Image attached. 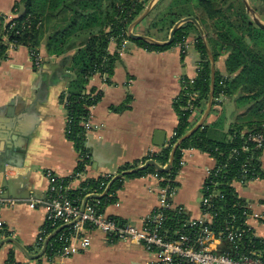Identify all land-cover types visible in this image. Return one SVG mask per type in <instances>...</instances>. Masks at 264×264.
<instances>
[{
	"label": "crops",
	"instance_id": "0c3cea01",
	"mask_svg": "<svg viewBox=\"0 0 264 264\" xmlns=\"http://www.w3.org/2000/svg\"><path fill=\"white\" fill-rule=\"evenodd\" d=\"M264 22L259 0H247ZM14 0H0V14H10ZM147 20H141L133 32L142 34ZM152 38L165 41L163 33ZM189 46L174 45L161 50H149L129 41L119 55L110 80L99 74L88 81V87L101 91V98L90 108V121L96 127L85 134L88 162L78 177L70 180L68 188L78 187L81 180L100 175L119 174L126 163L140 161L158 151L177 125L173 102L182 88V79L197 76L200 56L190 38ZM116 49L111 42L108 50ZM42 63L35 67L29 50L11 48L8 57L0 61V240L12 238L29 254H37L53 231L39 242L46 220L45 201L48 197L49 170L55 176H71L81 154L65 134L66 109L60 95L70 79L67 70L69 55L49 57L43 54ZM223 57L215 62L221 72ZM221 104L207 103L195 111L191 120L210 124L219 114L224 115L222 128L211 135L222 138L227 134L237 109L232 98H221ZM83 159V158H82ZM264 166V148L260 155ZM176 180L178 189L172 198L174 207L184 208L192 219L209 215L201 210V188L207 174L214 168L215 159L195 148L183 150ZM238 196L250 204L252 213L264 212V179L245 184L234 182ZM158 179L153 174L122 176L115 200L104 206V214L121 221L142 226L144 218L158 205ZM12 200V203L6 202ZM31 201L36 204L29 206ZM247 224L255 234L264 238V220L249 216ZM87 233V232H86ZM87 249L65 258L49 259L45 250L36 259H29L14 243L0 246V264H8L9 254L21 264H154L155 254L141 244L112 238L96 229L87 233Z\"/></svg>",
	"mask_w": 264,
	"mask_h": 264
},
{
	"label": "trees",
	"instance_id": "16d2710c",
	"mask_svg": "<svg viewBox=\"0 0 264 264\" xmlns=\"http://www.w3.org/2000/svg\"><path fill=\"white\" fill-rule=\"evenodd\" d=\"M259 1L262 6L260 14H264V0ZM149 2L14 0L10 14H0V61L8 57L9 47L20 46L39 55L43 47V54L49 57L69 55L67 70L71 76L60 100L66 109L65 134L73 141L83 159L71 176L62 178L64 187L78 177V173L84 172L88 162L82 122L102 94L100 90L88 87V81L96 74L106 75V81L110 80L123 40L149 50H161L176 44L183 47L185 42L193 38L200 60L197 76L192 81L186 77L182 79L181 91L173 102L178 118L173 134L158 151L151 152L140 161L124 164L119 168V173L149 158L161 166L166 165L173 146L194 126L191 116L208 101L210 61L203 38L192 22L181 24L175 31L174 40L166 45H156L128 36L129 25ZM254 10L257 11L256 8ZM185 17H194L201 25L214 61L224 56V71L215 69L212 107L220 105L221 98H232L238 112L222 138L211 135L213 129L222 128V113L212 123L201 124L196 128L176 148L169 170L160 172L148 167L126 176L156 174L159 186L178 184L176 177L183 150L195 148L210 154L215 159V167L201 188L202 198L209 199L206 204L200 202V205L202 212L209 213L211 219L199 223L184 208H169L162 210L165 219L158 233L165 240L178 239L184 235L190 242H194L201 229L206 227L214 237L220 239L217 252L238 258L251 250L264 248V240L254 237L253 229L246 224L249 212L247 202L238 196L233 185L234 182L245 184L253 179H264V166L260 161L264 144L261 148H255V143L247 138L248 132L258 130L264 123V28L254 24L243 0H158L143 18L147 20V27L141 32L150 37L155 33H163L166 40L172 26ZM111 42L116 45L112 53L108 50ZM121 178L113 180L101 198L89 199L87 205L95 204L99 212H104V206L115 200ZM111 180L110 175L86 178L80 181L78 187L63 191L67 198L80 204L87 192H103ZM160 211L156 208L154 212ZM55 227L46 222L39 242ZM237 228L244 229L242 235L228 240V232ZM68 229L62 228L50 238L45 250L49 259H53L57 248L64 244L58 238L59 234L65 231L69 235L71 231ZM92 229L90 224H85L87 233ZM8 264L21 263L15 262L10 253Z\"/></svg>",
	"mask_w": 264,
	"mask_h": 264
},
{
	"label": "built area",
	"instance_id": "2783aa9c",
	"mask_svg": "<svg viewBox=\"0 0 264 264\" xmlns=\"http://www.w3.org/2000/svg\"><path fill=\"white\" fill-rule=\"evenodd\" d=\"M127 44V40L122 41L119 55L126 50ZM187 46L188 41L183 44L184 48ZM29 55L33 65L39 67L42 60L41 56L33 51H30ZM101 76L103 80L106 81V75ZM189 80L192 81L193 79ZM90 117L91 115L89 112L88 117L82 122L84 134L96 127L90 121ZM247 138L255 143V148H261L264 144V123L261 124L258 130L248 132ZM182 165L183 162L181 159L180 168ZM213 169L207 174L206 179L211 175ZM45 174L49 179L48 197L44 202L46 209L45 223H50L52 227L57 225V228L63 226L59 230L68 227V230L71 231L69 235H66L65 231L59 234L58 238L61 242L63 241L64 244H61L57 248L55 256L65 258L87 249L90 245V237L85 231V224L88 223L93 229L107 234L112 238L141 244L146 250L155 254L154 264H264V248L251 250L247 254H241L238 258H232L217 252L220 239L214 237L211 231L206 227L201 229L200 234L196 237L194 242H190L184 235H180L178 239L165 240V238L158 233L159 226L165 219L162 210L174 208L172 205V198L177 192L178 184H167L166 186L158 185V205L156 208H159L161 211L155 213V208L144 218L142 226L137 227L130 222L119 221L116 218L106 216L104 212H99L97 208H95V204L87 205L89 199L83 211H81V203L78 204L77 201L75 202L65 195L63 189L67 190L68 185L65 187L63 186L62 177L55 176L49 170H47ZM81 174L82 173H78V176ZM153 175L159 180L156 174ZM101 193L102 192H87L85 196ZM208 199V197L202 198L201 196L200 202L206 204ZM3 201L4 200L0 199L1 203ZM6 202L12 203V200H6ZM35 204V201H31L29 206L33 207ZM246 208L249 210L247 218L249 216H254L264 220V212L252 213L249 203L246 204ZM204 214L209 215V220L211 219L212 216L209 213ZM197 220L199 223H203L204 220L207 219L201 217ZM247 226L249 225L247 224ZM1 228L2 222L0 221V229ZM57 228L55 230H57ZM55 230H53V232ZM41 231L44 232V229L42 228ZM51 232L52 231L48 232L46 235ZM243 232L244 229L237 228L235 231H229L227 238L230 241L234 240L235 238H239ZM252 234L256 238H261L255 234L254 230ZM261 239L264 240V238Z\"/></svg>",
	"mask_w": 264,
	"mask_h": 264
},
{
	"label": "water",
	"instance_id": "95a60500",
	"mask_svg": "<svg viewBox=\"0 0 264 264\" xmlns=\"http://www.w3.org/2000/svg\"><path fill=\"white\" fill-rule=\"evenodd\" d=\"M157 1L158 0H150V2L148 3V5L144 9V11L129 25V27H128V36L131 39H139V40H143V41H146V42H149V43H152V44H156V45H166V44H170L174 40L175 31L178 29V27L181 24H183L185 22H188V21L192 22L196 26L200 36L203 38L204 45H205V48H206V52H207V55H208V58H209V61H210V93H209V98H208V101H207V110H209L211 108V106H212V100H213L214 79H215V61H214L213 55L211 53V50H210L209 46L207 45V42H206V39H205V36H204V31H203L201 25L199 24V22L194 17H185V18H182V19L178 20L172 26V28L170 29L168 37H167V39L165 41H157V40H155L154 38H152V37H150L148 35L139 34V33L133 32L134 26H136L146 16V14L149 12V10L152 8V6ZM243 2H244V5H245V9L249 13V15L251 17V20L254 22V24L257 25L260 28H264V22L259 18V16L257 15L256 11L248 4L247 0H243ZM201 124H202V122L196 123L189 131H187L183 136H181V138L173 146V149H172L171 154H170L169 162L166 165L161 166L154 159L149 158V159L145 160L143 163L138 164L137 166H135V167H133V168H131V169L125 171V172H122V173H119V174L115 175L112 178V180L107 184L105 190L101 194H90V195L85 196L82 199L81 207H80L81 211H83V209L85 207V204H86L88 199L101 198L103 195H105L107 190H108V188H109V186H110V184L112 183V181L117 179V178H120V177H122V176H124L126 174H130V173H134V172H137V171H141V170L146 169L148 167H153L155 170L160 171V172H165V171L169 170L171 165H172V159H173L174 152H175L176 148L178 147V145L184 139H186ZM61 227H63V226L58 227L57 230H55L46 239V241L44 242V244L42 246V249L37 254H29L24 247H22L20 244H18V242H15L12 238L1 239L0 240V246L2 244L6 243V242H14L26 254V256L29 259H36V258L40 257L43 254L48 239L51 238Z\"/></svg>",
	"mask_w": 264,
	"mask_h": 264
},
{
	"label": "rangeland",
	"instance_id": "374dc122",
	"mask_svg": "<svg viewBox=\"0 0 264 264\" xmlns=\"http://www.w3.org/2000/svg\"><path fill=\"white\" fill-rule=\"evenodd\" d=\"M260 19H261V18H260ZM261 20H262V19H261ZM188 46H189V43H188ZM11 48H12V47H9V48H8V51H9V49H11ZM234 105H235V103H234Z\"/></svg>",
	"mask_w": 264,
	"mask_h": 264
}]
</instances>
